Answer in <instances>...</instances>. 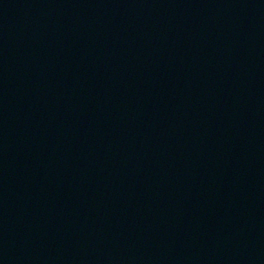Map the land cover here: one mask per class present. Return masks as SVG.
<instances>
[{
    "label": "water",
    "instance_id": "obj_1",
    "mask_svg": "<svg viewBox=\"0 0 264 264\" xmlns=\"http://www.w3.org/2000/svg\"><path fill=\"white\" fill-rule=\"evenodd\" d=\"M0 264H264V0H0Z\"/></svg>",
    "mask_w": 264,
    "mask_h": 264
}]
</instances>
